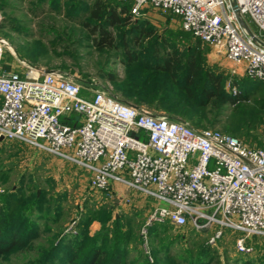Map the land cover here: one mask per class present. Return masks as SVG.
Instances as JSON below:
<instances>
[{"label": "built area", "instance_id": "built-area-1", "mask_svg": "<svg viewBox=\"0 0 264 264\" xmlns=\"http://www.w3.org/2000/svg\"><path fill=\"white\" fill-rule=\"evenodd\" d=\"M119 1L130 2L134 16L158 11L179 18L202 43L224 48L231 75L264 80V46L242 27L230 0ZM237 2L264 41V0ZM6 43L1 37L0 137L82 167L100 197L107 192L109 199L116 184L145 195L153 202L141 228L145 236L152 223L169 222L211 230L209 242L215 244L230 228L241 232L235 237L237 252L254 251L248 239L264 236V137L262 144L251 145L217 128L196 127L134 106L73 74L27 66L5 70ZM231 91L239 92L235 85ZM140 130L147 139L136 134Z\"/></svg>", "mask_w": 264, "mask_h": 264}, {"label": "rangeland", "instance_id": "rangeland-1", "mask_svg": "<svg viewBox=\"0 0 264 264\" xmlns=\"http://www.w3.org/2000/svg\"><path fill=\"white\" fill-rule=\"evenodd\" d=\"M109 3L105 1L104 10ZM88 11L82 0H0V36L19 54L34 41L58 43L55 54H52L53 67L23 58L35 65L64 70L86 85L96 84L97 88L108 89L126 100L116 88V83L103 77L102 73L117 77L125 75L121 45L124 39L125 43L133 44L135 32L130 26H106L102 17H93ZM134 17L132 21L136 18L145 20L149 22L145 27L156 29V34L147 37L139 47L144 49L145 55L155 49V36L163 37L166 31L185 39L181 47L183 55L193 43V39L182 30L177 17L158 11ZM106 32L111 34L112 46L108 44L110 47L101 50L97 39ZM201 48L205 55V69L223 73L228 89L235 85L242 93L247 92L246 86L257 85L258 82L250 85L246 80L241 84L237 82L229 72L223 47L203 43ZM8 53L15 57L13 68L24 71L25 66L6 46L3 53L6 61H9ZM259 88L262 89L255 93L251 92L252 88L250 94L244 92L246 97L240 99L242 103L228 104L222 119L233 116L247 119L240 106L252 105L255 100L264 102V87ZM129 102L193 125L187 116ZM257 116L264 120V111ZM244 137L248 144H261L264 122L261 135ZM89 178L90 173L82 167L35 146L18 140L0 141V216L8 215L16 205L18 225L8 233H20L24 240V244L0 252V264H45L50 251L55 255L49 264H67L66 254L79 246L81 254L91 247L103 246L107 255L119 264H264V237H251L255 250L249 256H242L234 245L235 235L241 232L230 228L224 229L223 237L215 244L209 242L211 230L193 236L188 226H173L166 231L167 227L163 226L156 234H140V225L148 216L153 202L142 193L116 184L115 191L109 195L115 205L113 214L99 201L100 193L90 188ZM131 209L140 210L139 215L127 213Z\"/></svg>", "mask_w": 264, "mask_h": 264}, {"label": "trees", "instance_id": "trees-1", "mask_svg": "<svg viewBox=\"0 0 264 264\" xmlns=\"http://www.w3.org/2000/svg\"><path fill=\"white\" fill-rule=\"evenodd\" d=\"M105 1L110 3L104 10ZM82 2H84L91 16L102 17L105 20L106 26H130L131 30L135 32L133 44L130 42L125 43L124 39L121 45V48L124 49L123 60L126 65L125 75L117 77L108 72L102 73L103 77L113 80L116 83V88L127 98L126 100L140 105L144 104L156 110H164L166 112L187 116L196 127H205V124L210 125L211 128L226 131L243 140H245L244 136L261 135L264 120L260 119L257 113L264 111V102L255 100L251 102L253 103L252 105H241L240 109L242 113L246 114L247 119H241L235 116L222 119L225 116L224 111L228 104L242 103L240 99L246 97L244 93L246 91L242 93L238 92V94L234 95L225 86L223 73L205 69V55L201 48L203 43L200 39L194 37L191 32L182 28L184 33L193 39V43L188 47L189 49L186 55H183L181 50L182 42L185 39L171 31H166L163 37L156 35L153 41L155 49L152 53L145 55L144 49H140L139 47L144 44V40L147 37L156 34V29L153 27H145L149 23L148 21L138 18L132 21L135 17L130 11L131 5L119 0H82ZM97 44L101 50L104 47L112 46L111 34L106 32V34L101 35L97 39ZM29 45L26 50H20V54L23 57L28 58L34 63L53 67L52 54H55L54 49L59 46L58 43L54 41L42 42L39 40ZM160 46L163 47L159 49ZM7 57L9 61H6L4 58L3 69H14L13 60H15V57L11 53H8ZM235 77L239 84L245 80L249 81L250 85L254 82L259 83L252 87L246 86V93L248 94H250L249 91L251 88V92L255 93L262 89L259 86L264 87V80L252 79L247 76ZM66 121L70 122L71 119H67ZM136 134L141 138L147 139L146 133L141 130ZM103 194L99 201L106 207L108 212L113 213L115 210L113 201L108 199L107 192H103ZM145 207H148V205ZM139 211L131 209L127 213L138 216ZM17 215L18 208L15 205L8 211V215L0 216V252H4L5 250L9 251L16 245L24 244L22 235H19L20 233L15 232L13 235L8 233L11 228L17 227L19 220ZM144 222L140 225V234H142L141 228ZM163 226L167 227L164 229L166 231L174 225L169 222L152 223L147 228V235L160 232ZM182 227H187V225ZM188 230L193 236H200L199 233H207V230L198 231L191 227ZM253 237L258 238L264 236ZM248 243L253 244L255 250V243H253L251 238L248 239ZM238 253L242 256L252 254ZM54 255V251H50L49 255L45 257L44 263H51V258ZM65 261L67 264H119L113 257L107 255L106 249L103 246L96 249L91 247L85 254H81L80 246L79 248L71 249L66 254Z\"/></svg>", "mask_w": 264, "mask_h": 264}, {"label": "water", "instance_id": "water-1", "mask_svg": "<svg viewBox=\"0 0 264 264\" xmlns=\"http://www.w3.org/2000/svg\"><path fill=\"white\" fill-rule=\"evenodd\" d=\"M231 6L240 22V24L242 25V27L245 29V31L254 39V41L262 46H264V41H262L261 39H259L255 33L253 32V30L250 28L248 22L246 21V19L240 14L239 12V7H238V2L237 0H230ZM1 38V37H0ZM6 46L11 50V52L13 54H15V56L17 57V60L24 66L27 67H33L39 70L44 71L45 73H50V74H54V75H59V76H63V77H69L71 74L61 70L59 68H48V67H44V66H40V65H35L30 63L28 60L24 59L14 48V46H12L11 44H9L8 42L6 43ZM129 102V101H128ZM130 104L134 105V106H138L134 103ZM3 139H5L4 137H0V141H2Z\"/></svg>", "mask_w": 264, "mask_h": 264}, {"label": "crops", "instance_id": "crops-1", "mask_svg": "<svg viewBox=\"0 0 264 264\" xmlns=\"http://www.w3.org/2000/svg\"><path fill=\"white\" fill-rule=\"evenodd\" d=\"M215 51V50H214ZM21 55V54H20ZM22 56V55H21ZM23 57V56H22Z\"/></svg>", "mask_w": 264, "mask_h": 264}]
</instances>
